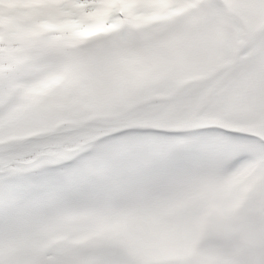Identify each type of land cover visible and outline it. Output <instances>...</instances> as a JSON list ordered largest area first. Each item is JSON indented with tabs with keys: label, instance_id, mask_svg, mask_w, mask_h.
Segmentation results:
<instances>
[{
	"label": "clouds",
	"instance_id": "9594fccd",
	"mask_svg": "<svg viewBox=\"0 0 264 264\" xmlns=\"http://www.w3.org/2000/svg\"><path fill=\"white\" fill-rule=\"evenodd\" d=\"M222 7L194 31L167 29V47L150 46L135 55L88 69L65 72L55 63L35 70L23 64L0 80V146L26 149L38 139L70 132L91 108L172 105L197 114L216 107L248 122L264 113V73L244 78L248 46L264 39V12L252 13L247 0H220ZM15 6L4 4L7 15ZM264 65V59L261 60ZM228 73L242 83L220 84ZM11 109L10 116L3 114ZM264 155L236 175L195 193L198 219L188 224L182 211L118 212L105 207L63 214L38 231L29 250L86 253L101 241L119 239L136 264H236L237 250L264 235Z\"/></svg>",
	"mask_w": 264,
	"mask_h": 264
},
{
	"label": "snow or ice",
	"instance_id": "6c2138e0",
	"mask_svg": "<svg viewBox=\"0 0 264 264\" xmlns=\"http://www.w3.org/2000/svg\"><path fill=\"white\" fill-rule=\"evenodd\" d=\"M247 3L264 12V0ZM209 7L222 5L211 0ZM248 54L242 73L256 78L264 73V39H254ZM235 75L228 73L220 89L242 83ZM261 155L264 113L241 122L222 108L197 114L172 105L124 106L26 149L0 146V264H136L119 239L101 241L86 253L41 254L29 250V242L63 214L90 207L182 211V219L194 224L195 193ZM259 195L264 199V190ZM235 256L236 264H264V235Z\"/></svg>",
	"mask_w": 264,
	"mask_h": 264
},
{
	"label": "trees",
	"instance_id": "16d2710c",
	"mask_svg": "<svg viewBox=\"0 0 264 264\" xmlns=\"http://www.w3.org/2000/svg\"><path fill=\"white\" fill-rule=\"evenodd\" d=\"M210 3L211 0H158L153 7L150 0H135L134 14L122 20L116 15L110 16L106 33L89 41L77 35L82 25L73 17L71 4H52L43 0L35 4L26 21L14 5L6 17H0V80L11 79L23 64L31 65L35 70L49 63L60 64L55 51L60 47L66 49L70 44L80 46V50L74 48V52L81 67L84 60L98 67L135 55L146 47H167L170 43L165 35L167 29L182 25L185 30H196L204 23V17L214 15L212 9L202 8ZM256 12L252 10L253 14ZM93 48L98 50L99 59L90 55ZM37 56L39 62L35 60ZM81 67L79 75L85 73ZM119 110L91 108L87 115L78 116L76 121L108 116Z\"/></svg>",
	"mask_w": 264,
	"mask_h": 264
},
{
	"label": "rangeland",
	"instance_id": "374dc122",
	"mask_svg": "<svg viewBox=\"0 0 264 264\" xmlns=\"http://www.w3.org/2000/svg\"><path fill=\"white\" fill-rule=\"evenodd\" d=\"M43 0H0V17H6V14L3 10L4 4L9 5H17L22 18L26 21V19L30 18L31 12L35 6V4H39ZM52 4H62L67 2H73L72 12L73 17L82 25L81 36L85 40H89L97 35H101L106 33V21L109 15L120 14L121 17L126 15V17L130 14H134L135 8V0H49ZM151 6L155 7L158 0H150ZM166 2V1H165ZM167 3V2H166ZM118 11V13H117ZM72 15V13H71ZM156 18V16H155ZM78 38V36H76ZM74 48L80 50V46L78 44H70L66 49L60 47L59 50L55 51V54L58 55V61L60 66L65 72L69 74H78V70H80V65L78 64L79 57H76ZM77 50V51H78ZM93 59H99L101 57L98 53L97 49H92L90 54ZM38 57L35 59L38 61ZM82 70L85 72L94 68V64L92 62H86L82 65ZM82 122V121H81ZM77 123V121H75Z\"/></svg>",
	"mask_w": 264,
	"mask_h": 264
}]
</instances>
